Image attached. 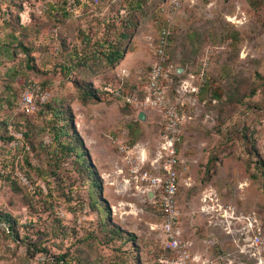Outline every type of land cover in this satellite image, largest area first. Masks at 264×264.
<instances>
[{
	"label": "rangeland",
	"instance_id": "rangeland-1",
	"mask_svg": "<svg viewBox=\"0 0 264 264\" xmlns=\"http://www.w3.org/2000/svg\"><path fill=\"white\" fill-rule=\"evenodd\" d=\"M62 1L0 0V49L14 50L0 55V135L13 136L0 138V211L17 234L0 222V264H165L159 201L139 187L109 137L124 132L129 144L154 152L161 115L146 110L140 120L139 107L105 87L144 94L156 59L147 37L171 0H143L137 10L133 0H102L92 18H55L49 7ZM120 7L128 27H119ZM120 32L122 55L111 63L106 41ZM167 50L172 96L183 79L198 86L202 70L207 79L203 91L182 97L180 150L191 175L178 191L185 238L195 253L225 257L221 264H264V0H182ZM31 80L50 92L48 103L65 111V121L46 107L23 113L21 93ZM62 123L77 132L72 142L90 158L100 191L64 146L70 138L58 135ZM251 223L262 229L258 245Z\"/></svg>",
	"mask_w": 264,
	"mask_h": 264
},
{
	"label": "built area",
	"instance_id": "built-area-1",
	"mask_svg": "<svg viewBox=\"0 0 264 264\" xmlns=\"http://www.w3.org/2000/svg\"><path fill=\"white\" fill-rule=\"evenodd\" d=\"M101 0H65L69 13L81 16L87 13L88 7H96ZM182 0H171L169 7H163L165 21L156 35H149L147 39L155 48L156 59L151 65L144 94L139 97L137 91L125 93L122 87L111 84L105 88L115 97L123 98L127 103L139 107L141 110H155L161 115V132L156 150L152 154L145 153L139 144L131 145L125 138L124 132L111 134L110 140L122 155L131 171L135 173L139 187L152 198L158 199L162 210L161 229L163 232L164 247L171 251L170 255L160 258L165 264H221L225 257H201L194 253L192 242L185 238L182 225V210L178 202L179 186L183 182H191L190 164L181 154V145L184 143V124L187 120L185 101L180 96H172L169 83L172 82L166 68L168 62V46L175 16L180 9ZM92 11V9H90ZM128 11L125 7L119 8V15L125 16ZM120 19V18H119ZM119 21V20H118ZM195 75L193 74V77ZM204 71L199 74L198 80L203 82ZM200 85L182 84L186 92L200 91ZM180 93V90H177ZM50 92L37 81H28L20 98V107L25 113L37 112L41 105L50 99ZM25 183L28 178L19 174ZM150 197V195H149ZM253 233L252 245H258L262 237L261 227L251 223L248 227Z\"/></svg>",
	"mask_w": 264,
	"mask_h": 264
},
{
	"label": "trees",
	"instance_id": "trees-1",
	"mask_svg": "<svg viewBox=\"0 0 264 264\" xmlns=\"http://www.w3.org/2000/svg\"><path fill=\"white\" fill-rule=\"evenodd\" d=\"M101 2H102V0L100 1V4H101ZM132 2H133L132 5H134L133 7L135 8L134 10H137L138 8H143V4H142L143 0H133ZM46 7H48V6H46ZM90 7L87 8L88 9L87 13L88 14H92V16L89 17V18H92L94 16L93 14L95 12H93V11H95V9H92V7H91V9H92V11H91V10H89ZM49 8H50L49 9V13H51V15L55 16V18L65 17L66 19H73V18H76V17L86 16V13H84L81 16H76V15H73V14L69 13L67 11V9H66L65 0H63L62 3H59V4H52V5H50ZM115 16L120 17V21H121V23L119 24L120 28H122L123 26H127L128 27V26L131 25V21L129 19V16H130L129 13L127 15H125V16H120L119 14H116ZM121 36L125 37L124 33L120 32L119 36L114 38V39H116V41H112V40H109V39H107V41H106L107 45H108V50L104 51L103 54L106 55L107 59L111 63H114L115 61H118L119 58L122 55L121 49H119V47H116L117 40L120 41V37ZM21 44H23V43H21ZM10 47L11 46H9V45L1 46L0 55L12 57L13 54H14V50L12 48H10ZM3 48L5 50L2 52ZM206 84H207V79H206L205 73H204L203 82H201V86H200V91H203L205 89ZM106 92L109 93V91H106ZM7 101L10 104L13 103V100H11V99H7ZM48 102H49V100L45 104L41 105V107H40V109L38 111L43 109V107H46V109L52 110V113L54 114V116H56L58 118V120L65 121L66 120L65 119V111L62 108H59V107L53 108L52 104L48 103ZM23 113H25V112H23ZM25 114H29V113H25ZM31 114H33V113H31ZM2 122H4L5 125L8 124V120H4ZM64 124L65 123H62V125H59L58 135L62 134V135H66V136H68L70 138V140L68 141V145L64 144V146L66 148L70 149L71 151H74L76 153L77 157L82 162L84 168L89 172L90 176L88 178H89L91 186L93 187V191L94 192L100 191V188H101L100 182L93 175V173H94L93 171L94 170L92 169L93 166L90 165V162H91L90 158L87 156V154L83 150H80L79 147H77V145H74L73 142H72L75 139L76 140L77 139L80 140L77 132L74 133L73 135H71V133L69 132L68 129H66ZM1 125L2 124L0 122V127H1ZM0 138H2L3 140L4 139H12L13 136L11 135V136H7L6 137L4 135H0ZM0 175H1V173H0ZM7 178L10 179V175H7ZM9 181L12 182V183L14 182L13 179H10ZM93 203L96 204V206H99V204H100V202L98 200H96V199L94 200ZM101 210H103V209H101ZM2 221H5L7 223L10 232H12V234L15 237L17 234H15L16 232H15V227H14V221L7 214H5V213L0 211V222H2ZM113 232L118 234V235L120 234V230L119 229H115V231H113ZM135 250H137V249H135ZM165 251H166V254L162 255L161 257L171 254V251L168 250L167 248H165ZM62 264H67V263L64 262Z\"/></svg>",
	"mask_w": 264,
	"mask_h": 264
},
{
	"label": "crops",
	"instance_id": "crops-1",
	"mask_svg": "<svg viewBox=\"0 0 264 264\" xmlns=\"http://www.w3.org/2000/svg\"><path fill=\"white\" fill-rule=\"evenodd\" d=\"M93 12H95L94 14H96L97 13V11L95 10V11H93ZM91 13V12H90ZM93 14V15H94ZM86 15H88V17H91L92 16V14H88V13H86ZM177 70H178V68H177ZM178 73V72H177ZM190 75V77H192L193 76V73H191V74H189ZM183 82L179 85V87H177V90H180V93L178 92V96H180V99H182V97H183V94L185 93L183 90H182V84H191L192 82H191V80L189 79V78H187V79H183L182 80ZM183 100V99H182ZM147 153V152H146ZM153 153V151L152 150H150V153H148V154H152ZM181 184H184L183 182L181 183ZM149 193H151V191L149 192ZM195 253V252H194ZM197 255H199V256H201V257H213V258H215L214 256H213V253H211V251H209L208 249H206V250H204V251H202V252H199V253H196Z\"/></svg>",
	"mask_w": 264,
	"mask_h": 264
},
{
	"label": "water",
	"instance_id": "water-1",
	"mask_svg": "<svg viewBox=\"0 0 264 264\" xmlns=\"http://www.w3.org/2000/svg\"><path fill=\"white\" fill-rule=\"evenodd\" d=\"M181 71H183V68H178L177 72L180 73ZM138 118L140 120H146L147 119V112L146 110L142 109L139 111V114H138ZM150 195V198H152V193H149Z\"/></svg>",
	"mask_w": 264,
	"mask_h": 264
}]
</instances>
